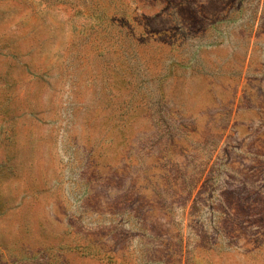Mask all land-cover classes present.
Here are the masks:
<instances>
[{"label":"rangeland","instance_id":"374dc122","mask_svg":"<svg viewBox=\"0 0 264 264\" xmlns=\"http://www.w3.org/2000/svg\"><path fill=\"white\" fill-rule=\"evenodd\" d=\"M0 264H264V0H0Z\"/></svg>","mask_w":264,"mask_h":264}]
</instances>
